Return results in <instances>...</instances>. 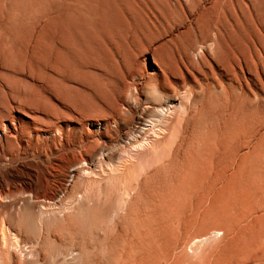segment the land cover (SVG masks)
<instances>
[{
  "label": "rangeland",
  "instance_id": "1",
  "mask_svg": "<svg viewBox=\"0 0 264 264\" xmlns=\"http://www.w3.org/2000/svg\"><path fill=\"white\" fill-rule=\"evenodd\" d=\"M189 1L152 0L149 30L132 33L128 29L120 44L112 46L117 70L135 72L133 78L125 75L118 90L97 84L95 73L100 71L87 63L96 49L100 26L89 25L80 41H68L56 64L55 57L40 54L41 41L32 51L33 40L22 43L25 53L15 51L8 39L11 28L31 19L22 20L21 15L20 20L18 9L0 0V170L15 173L2 149L9 145L8 130L21 132V123L31 118L47 129L53 139L50 145L60 155L73 153L88 159L92 150L113 146L114 150L131 141L132 134L140 135L141 128H150L160 110L182 101L184 89L193 94L190 113L206 106L196 129L201 138L202 122L212 115L210 109H216L218 93L223 91L205 89L223 72L211 56L222 55L226 44L221 35L207 30L209 26L203 25L194 9L187 8ZM238 3L232 13L244 12L253 28L244 54L264 61V35L257 30L264 0H244L246 10ZM236 55V62L242 60L237 50ZM236 69V93L238 83L245 86L244 79L256 93L246 100L236 98L233 121L213 136L189 139L184 153L180 130L170 139L165 156L139 176L142 188L152 187V258L145 264H264V154L259 168L245 156L247 148L240 147L242 116L257 112L264 116V93L256 90L251 75ZM227 78L220 81L226 84ZM212 232L218 234L204 244L202 253L189 256L191 240Z\"/></svg>",
  "mask_w": 264,
  "mask_h": 264
},
{
  "label": "bare ground",
  "instance_id": "2",
  "mask_svg": "<svg viewBox=\"0 0 264 264\" xmlns=\"http://www.w3.org/2000/svg\"><path fill=\"white\" fill-rule=\"evenodd\" d=\"M6 1L10 7L18 9L16 15L20 20L21 15L22 20L31 19L11 28L12 37L8 39L16 52H26L24 41L33 40L31 51L36 42L41 41L40 54L55 57L57 64L68 41H80L89 25H98L97 46L87 60L91 67L100 71L95 73L97 84L119 90L125 75L135 76L134 71L125 74L117 70L113 64L112 46L120 44L128 29L132 33L149 30L152 0ZM205 1L190 0L186 6L195 10L203 25L209 26L207 30L222 36L226 48L222 55L211 56L223 72L205 89L221 87L223 91L222 95L218 93L221 99L216 100V96V103L213 101L216 109H210L212 115L202 120L201 138L221 132L233 121L236 98L246 100L256 93L244 77L245 86L238 83L240 91L236 93L233 83L234 78L239 82L236 67L243 75L245 72L251 75L256 90L264 93V61L244 54L247 39L253 31L252 22L242 11L240 16L232 13L239 1L244 4V10L248 6L244 0H209L207 5ZM257 19L261 26L257 30L263 36L264 10L260 9ZM104 25L106 28L101 27ZM209 47L213 53V43ZM236 50L242 56L237 62ZM222 77L227 78L226 84L220 81ZM192 98V92L184 89L182 101L160 110L150 128H141L140 135L132 134L131 141L119 144L114 150V146L92 150L88 159L73 153L60 155L58 148L50 145L53 139L47 129L35 118L29 123L22 122L21 132L7 129L9 145L2 152L15 173L0 170V264L148 262L152 258V187L142 188L139 176L165 156L170 150V139L180 130L181 137H178L183 153L189 139L202 140L196 129L206 106L195 107L190 113L188 107ZM184 115L186 121L180 127ZM241 121L244 128L240 133V147L247 148L245 156L251 157L261 168L264 116L260 112L245 114ZM106 150L110 152L104 154ZM217 234L212 232L193 238L188 245L189 256L200 255L204 244Z\"/></svg>",
  "mask_w": 264,
  "mask_h": 264
}]
</instances>
